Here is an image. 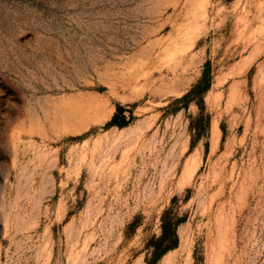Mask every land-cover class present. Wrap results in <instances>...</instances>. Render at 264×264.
I'll return each instance as SVG.
<instances>
[{
	"label": "rangeland",
	"instance_id": "rangeland-1",
	"mask_svg": "<svg viewBox=\"0 0 264 264\" xmlns=\"http://www.w3.org/2000/svg\"><path fill=\"white\" fill-rule=\"evenodd\" d=\"M0 264H264V0H0Z\"/></svg>",
	"mask_w": 264,
	"mask_h": 264
},
{
	"label": "trees",
	"instance_id": "trees-1",
	"mask_svg": "<svg viewBox=\"0 0 264 264\" xmlns=\"http://www.w3.org/2000/svg\"><path fill=\"white\" fill-rule=\"evenodd\" d=\"M203 83L204 85L202 86ZM208 85H209V78L206 72H204L199 83L194 85L189 92L183 95L182 98H186L191 93L197 91V89H204ZM124 111H125L124 108L118 105L116 112L114 113L112 118L105 124V126L106 127H109L111 125H117L119 127L124 126L127 123L126 116L124 115ZM176 225H177V221L169 222L168 220L162 218V223H161L162 232L160 236L152 244L154 249L152 262L157 258H159L166 251L177 245L178 238L176 234Z\"/></svg>",
	"mask_w": 264,
	"mask_h": 264
},
{
	"label": "bare ground",
	"instance_id": "bare-ground-1",
	"mask_svg": "<svg viewBox=\"0 0 264 264\" xmlns=\"http://www.w3.org/2000/svg\"><path fill=\"white\" fill-rule=\"evenodd\" d=\"M214 127H215V126H214ZM213 129H214V128H213ZM215 130H216V129H215ZM215 130L212 131V133H214V134H212V135H215V132H216ZM213 139H215V138H213ZM195 156H196V155H195ZM192 158H193V157H192ZM193 160H194V159H193ZM193 160H191V161L193 162ZM188 164H189V163H188ZM193 164H194V163H193ZM187 166H188V165L186 164V170H187ZM188 168H190V164H189ZM186 170H185V171H186ZM188 170H189V169H188ZM188 170L186 171L187 173H188ZM189 171H190V170H189ZM191 171H192V170H191ZM182 172H183V171H182ZM187 173H186V174H187ZM186 174H185V172H184V176H185ZM182 176H183V173H182L181 177H182ZM186 176H187V175H186ZM186 176H185V177H186ZM185 177H184V178H185ZM189 177H190V176H189ZM182 178H183V177H182ZM187 178H188V177H187ZM180 179H181V178H180ZM185 179H186V178H185ZM186 180H187V179H186ZM183 181H184V180H183ZM181 182H182V181H181Z\"/></svg>",
	"mask_w": 264,
	"mask_h": 264
}]
</instances>
